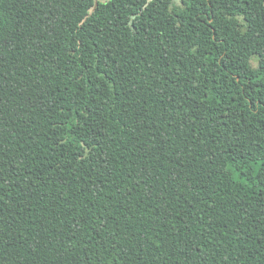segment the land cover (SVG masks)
Instances as JSON below:
<instances>
[{"label": "trees", "instance_id": "16d2710c", "mask_svg": "<svg viewBox=\"0 0 264 264\" xmlns=\"http://www.w3.org/2000/svg\"><path fill=\"white\" fill-rule=\"evenodd\" d=\"M0 264H264V0H0Z\"/></svg>", "mask_w": 264, "mask_h": 264}]
</instances>
